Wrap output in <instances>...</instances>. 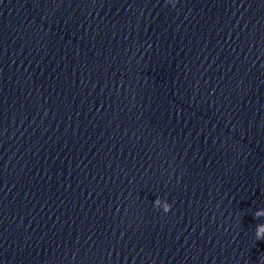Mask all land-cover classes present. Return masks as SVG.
Wrapping results in <instances>:
<instances>
[{"label": "clouds", "instance_id": "obj_1", "mask_svg": "<svg viewBox=\"0 0 264 264\" xmlns=\"http://www.w3.org/2000/svg\"><path fill=\"white\" fill-rule=\"evenodd\" d=\"M168 2H171V0H168ZM154 206L157 209H162L164 213H168L171 211L172 205L168 203L166 199L156 198L154 202ZM255 217L260 218L264 217V209L258 210L255 212ZM255 238L256 240H264V223L257 224L255 227ZM261 264H264V259H262Z\"/></svg>", "mask_w": 264, "mask_h": 264}]
</instances>
